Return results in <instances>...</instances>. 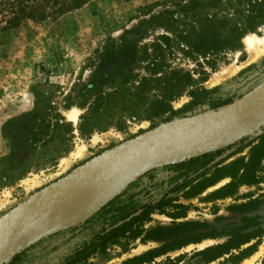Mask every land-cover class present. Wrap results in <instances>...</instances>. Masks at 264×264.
Here are the masks:
<instances>
[{
  "label": "rangeland",
  "instance_id": "374dc122",
  "mask_svg": "<svg viewBox=\"0 0 264 264\" xmlns=\"http://www.w3.org/2000/svg\"><path fill=\"white\" fill-rule=\"evenodd\" d=\"M163 1L167 0H89L79 10L45 22L28 20L11 30L0 27V219L79 166L145 132L173 120L264 95V54L251 60L252 52L243 42L248 35L264 40L262 26L242 39L240 49L217 57L192 60L176 52L165 59L164 69L157 76L144 70L146 64L135 68L130 89L139 87L143 78L153 81L139 100L133 90L113 106L103 107L107 121L100 127H80L95 99L80 95L90 88L96 65L90 63L96 51L110 40L118 41L125 30L132 28L140 8ZM160 34L149 35L140 46L153 44ZM116 64L112 60L103 67L110 72ZM103 90L104 94L111 91L107 86ZM35 95L51 102L73 129L72 133H57L45 148L43 143L50 140L51 132L44 135L41 127H7L10 121L33 111ZM69 96H80V103L86 107L66 109ZM73 109L78 111L75 122L67 118ZM243 139L246 147L238 152L236 148L228 150L232 151L230 155L211 165L228 151L215 158L202 177L203 171L196 175L167 172L164 167L182 160L168 161L131 179L112 197L128 188L121 205L124 207L128 202L145 201L149 194L162 196L171 189L174 179L189 175V187L164 195L166 207L149 216L141 229L145 236L151 230L190 224L195 227L194 233L160 242L122 239L111 244L106 253L78 264H131L148 253H155V258L148 257L140 264H205L202 252L216 246L227 254L209 264H264V129ZM239 141L222 142L224 145L220 143L212 151ZM260 144L263 161L254 174L245 178L244 167L253 162L254 149ZM81 149L84 155L77 157ZM178 183L181 185L182 179ZM116 213L113 209L92 227L80 226L91 214L74 224L43 228L4 264H64ZM210 234L212 237L207 239L200 237ZM169 246L170 251H162ZM233 246L238 248L230 250Z\"/></svg>",
  "mask_w": 264,
  "mask_h": 264
},
{
  "label": "trees",
  "instance_id": "16d2710c",
  "mask_svg": "<svg viewBox=\"0 0 264 264\" xmlns=\"http://www.w3.org/2000/svg\"><path fill=\"white\" fill-rule=\"evenodd\" d=\"M89 0H0V27L3 30L16 29L24 21L35 20L45 22L53 16H61L65 13L79 10ZM264 26V0H167L142 7L138 10L137 23L130 29L125 30L118 41L110 40L100 50L96 51L95 58L90 65H95V72L90 81V88L82 91V97L91 95L95 97L90 104V110L82 118L80 127H100L106 119V108L113 106L119 99L133 95L139 98L146 92V86L153 82L143 78L140 86L130 89L135 77L134 69L145 65L150 76H157L163 71L165 59L174 56L176 52L185 58L196 60L217 57L228 51L238 50L242 39L248 34H254L260 27ZM161 33L157 40L151 45H143L142 41L149 35ZM138 45V46H137ZM112 60L117 64L114 70L107 71L103 66ZM102 71V73H100ZM110 88V92L104 94V87ZM80 96L73 99L66 98L65 108L78 106L81 109L86 104L80 103ZM79 100V101H77ZM106 104V105H105ZM113 104V105H112ZM132 108V107H131ZM135 108V107H134ZM132 111L131 114H133ZM7 127H41L43 134H49V141L43 143V148L55 138L57 133L71 132L72 126L65 123L51 102L35 95L34 109L14 121H10ZM58 134V135H59ZM65 141V140H63ZM246 139L240 140L225 149L209 152L189 160L171 164L164 167L167 172H183L207 174V166L224 152L236 148V152L246 147ZM264 144V142H263ZM13 154V145L10 143ZM67 151L69 148L67 147ZM66 151V152H67ZM254 160L244 167L245 178L255 173L259 162L263 161V152L260 146L254 149ZM235 166V163L232 167ZM234 175H230L233 177ZM182 179L183 183L178 182ZM189 175H181L172 181V187L168 193H175L190 184ZM247 182V181H246ZM174 184V186H173ZM176 184V185H175ZM126 188L122 193L103 205L97 212L92 214L80 226L90 224L95 226L100 219L106 217L113 209L117 212L107 223L100 226L99 231L93 234L88 244L80 250H76L70 257L64 260V264H78L86 262L89 257L106 253L108 247L122 239L143 241H166L178 239L183 235L194 233L195 227L190 224H180L171 229H156L149 231L143 236L141 229L143 223L149 219L154 212L166 207L162 196L149 194L145 201H132L121 207L123 199L128 193ZM74 229H69V232ZM201 239L212 237L210 235L200 236ZM195 238V237H194ZM233 246L230 250L236 249ZM171 246L162 251H170ZM222 247L216 246L202 252L205 264L214 262L227 253ZM229 250V251H230ZM155 253H148L145 258L136 259L129 263L140 264L144 260L155 258ZM151 257V258H150ZM143 261V262H142Z\"/></svg>",
  "mask_w": 264,
  "mask_h": 264
},
{
  "label": "water",
  "instance_id": "95a60500",
  "mask_svg": "<svg viewBox=\"0 0 264 264\" xmlns=\"http://www.w3.org/2000/svg\"><path fill=\"white\" fill-rule=\"evenodd\" d=\"M241 128L244 132L233 141L264 129V95L246 98L211 112L170 121L84 163L62 179L38 191L0 219V264H4L43 228L49 226L53 229L67 207L79 200L88 189L91 191L101 184L100 181H108V177L121 171H131L130 173H134L133 178L142 176L152 168L168 162L164 158H157L161 156L157 154L161 149L174 146L196 132H202L204 141L209 142ZM231 153L232 151H228L211 165ZM152 154L155 155L148 160ZM200 155L187 157L180 162Z\"/></svg>",
  "mask_w": 264,
  "mask_h": 264
},
{
  "label": "bare ground",
  "instance_id": "6f19581e",
  "mask_svg": "<svg viewBox=\"0 0 264 264\" xmlns=\"http://www.w3.org/2000/svg\"><path fill=\"white\" fill-rule=\"evenodd\" d=\"M243 42L246 45V48L252 52V56L254 58H251V60L255 61L257 58H259L261 55L264 54V40L256 37L255 35H248L244 38ZM77 113L78 111L76 109H73L70 112H68L67 113L68 120L75 122L77 120ZM245 128L246 130L248 129V127H245ZM243 132H244L243 128L235 129L226 134H222L220 135V137H217L216 139L208 142V141H204L202 132L199 131V132H196L194 135L189 136L188 139H185L182 142H177L178 144L176 143L174 146L167 147L166 149L165 148L161 149L157 153V154H161V156H157V158L158 159L164 158L165 161H169V160L178 161V160L185 159L187 157L197 156L205 152L212 151V148H214L218 144L220 145V143L221 145H224L222 142L228 143L232 141L234 138L238 137ZM202 151H205V152L200 153ZM155 154H152L147 159L150 160L151 157H153ZM83 155H84L83 149L78 151V153L76 154L77 157H80V156L82 157ZM130 172L131 171H123V172L121 171V173L119 172V173H116L108 177L107 180L110 181L111 179L112 182L113 180L115 182L113 183L111 181L108 182L109 184L110 183L112 184L110 187H108L107 185L108 188L105 187L106 184H103L104 189L98 190L99 192L102 190L99 194H98V191L95 192L93 190L95 194L97 193V195L94 198H93L94 195H92L93 191H90V189H88L89 191L87 190L88 191V192L86 191L87 193L84 192L85 194L83 193V195L79 198V200H75V202L71 204L69 208L66 209V212L62 213V216L59 218V220L60 219L61 220L55 223V225H53L54 228L65 226L68 223H71L75 221L76 219L80 218L84 214L91 212L95 207H97V205L100 202L107 199L110 196V194L119 187L120 181L123 180V178H126L130 174ZM102 182L100 181L99 183H102ZM95 186L96 185H94V187ZM243 264H252V261H245L243 262Z\"/></svg>",
  "mask_w": 264,
  "mask_h": 264
},
{
  "label": "crops",
  "instance_id": "0c3cea01",
  "mask_svg": "<svg viewBox=\"0 0 264 264\" xmlns=\"http://www.w3.org/2000/svg\"><path fill=\"white\" fill-rule=\"evenodd\" d=\"M133 175H134V173H130L124 180H123V182H122V184L120 185V187L118 188V190L117 191H115V193H113L110 197H108L107 199H105L104 201H102V202H100L98 205H97V207H95L90 213H87L86 215H84L82 218H80V219H78V220H76V221H73V222H71V223H68L67 225H69V224H74V223H77V222H79V221H82V220H84L85 218H87L88 216H90L91 214H93L94 212H96L102 205H104L108 200H110L116 193H118L120 190H122L124 187H125V185L131 180V179H133ZM110 181L112 182V180L110 179ZM109 180L108 181H105V182H103V183H101V184H99V185H97L94 189H92L91 191H98V190H100V189H104V186H103V184H106L105 185V187L106 188H108V187H110L112 184L110 183H108V182H110ZM113 182H115L114 180H113ZM112 182V183H113ZM107 185H108V187H107ZM102 186V187H101ZM98 187H100V188H98ZM105 188V189H106ZM101 190V191H102ZM93 191V194L92 195H94L93 196V198L97 195V193L95 194V192ZM100 191V192H101ZM99 191H98V194L100 193ZM92 193V192H91ZM91 195V194H90ZM92 198V199H93ZM80 202V201H79ZM77 204V203H76ZM67 208H69V207H67ZM66 212V210L63 212V213H65ZM64 215H66V214H64ZM61 220V219H60Z\"/></svg>",
  "mask_w": 264,
  "mask_h": 264
}]
</instances>
